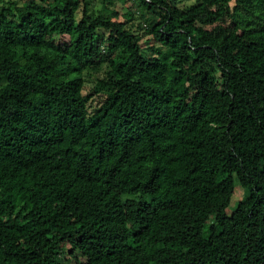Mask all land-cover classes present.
Masks as SVG:
<instances>
[{
	"label": "trees",
	"instance_id": "1",
	"mask_svg": "<svg viewBox=\"0 0 264 264\" xmlns=\"http://www.w3.org/2000/svg\"><path fill=\"white\" fill-rule=\"evenodd\" d=\"M133 1L0 0V264H264V0Z\"/></svg>",
	"mask_w": 264,
	"mask_h": 264
},
{
	"label": "rangeland",
	"instance_id": "2",
	"mask_svg": "<svg viewBox=\"0 0 264 264\" xmlns=\"http://www.w3.org/2000/svg\"><path fill=\"white\" fill-rule=\"evenodd\" d=\"M96 1V0H94ZM194 2L193 0H186L185 3L189 4ZM97 7H100L101 5V0H97ZM112 6L115 8H118L122 13L124 12H131L133 13V19L135 24L142 23L146 26L152 25L157 22V17L151 14L146 7H144L139 1H133V0H113ZM81 8L82 5L80 6L79 9V17L81 16ZM121 19L124 20L123 17H120ZM138 32L142 35V44L143 46H146V40L149 37L147 34V31L144 28H140ZM94 84L93 80H90V85ZM245 191L241 189L238 185L236 186V191L234 193V196L232 197L231 203L228 207V211L232 212L238 205L239 201L241 200L242 197H244Z\"/></svg>",
	"mask_w": 264,
	"mask_h": 264
}]
</instances>
